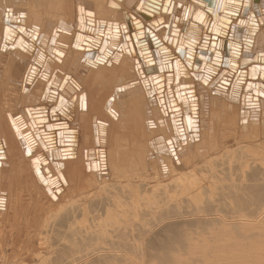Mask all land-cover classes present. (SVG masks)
Returning a JSON list of instances; mask_svg holds the SVG:
<instances>
[{"label": "bare ground", "instance_id": "obj_1", "mask_svg": "<svg viewBox=\"0 0 264 264\" xmlns=\"http://www.w3.org/2000/svg\"><path fill=\"white\" fill-rule=\"evenodd\" d=\"M261 95L264 0H0V257L51 264L66 213L72 246L112 254L101 264L264 235L241 233L264 223ZM183 207L188 223L148 249Z\"/></svg>", "mask_w": 264, "mask_h": 264}, {"label": "rangeland", "instance_id": "obj_2", "mask_svg": "<svg viewBox=\"0 0 264 264\" xmlns=\"http://www.w3.org/2000/svg\"><path fill=\"white\" fill-rule=\"evenodd\" d=\"M261 97L264 98V95H261ZM182 211L180 215L175 208H172L170 213L173 219L165 220L161 224L154 223L145 238L148 249L160 247L166 242L168 234H171L172 231L177 229H181L188 223L189 220L185 217L186 209L183 207ZM67 219V213L61 215L51 224L48 230L52 243V250L54 249V256L52 255L51 257V264H101L103 260L112 255L109 252L101 251L99 248L94 247V240H90L89 237H85L84 235L80 237L76 236V245L72 246L74 245L72 240L73 237L67 230ZM260 232H264V223L255 224V229L252 232L248 233L243 231L241 233H243L242 236H248L256 235ZM208 243L209 241L197 243V250L192 257L184 258L175 264H219L226 263L229 258L235 257H241L238 264H248L249 258H258L264 255V235L255 237L251 241H243L241 239L223 236L216 241L213 247H207ZM243 245L249 247L245 248ZM9 254L10 252L7 251L0 257V264L22 263L21 261H16V258L11 257V254ZM149 259L150 258H147V261H149Z\"/></svg>", "mask_w": 264, "mask_h": 264}, {"label": "snow or ice", "instance_id": "obj_3", "mask_svg": "<svg viewBox=\"0 0 264 264\" xmlns=\"http://www.w3.org/2000/svg\"><path fill=\"white\" fill-rule=\"evenodd\" d=\"M177 50L182 52V51H183V48H178ZM191 56H192V52L189 51V52H188V57H189V59H191Z\"/></svg>", "mask_w": 264, "mask_h": 264}, {"label": "flooded vegetation", "instance_id": "obj_4", "mask_svg": "<svg viewBox=\"0 0 264 264\" xmlns=\"http://www.w3.org/2000/svg\"><path fill=\"white\" fill-rule=\"evenodd\" d=\"M254 262H252V263H249V264H253Z\"/></svg>", "mask_w": 264, "mask_h": 264}]
</instances>
